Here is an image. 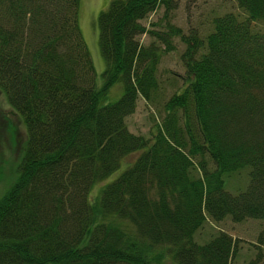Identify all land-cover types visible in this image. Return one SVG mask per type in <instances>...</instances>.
Wrapping results in <instances>:
<instances>
[{
	"label": "trees",
	"instance_id": "obj_1",
	"mask_svg": "<svg viewBox=\"0 0 264 264\" xmlns=\"http://www.w3.org/2000/svg\"><path fill=\"white\" fill-rule=\"evenodd\" d=\"M235 2L245 17H217L202 40L169 22L167 33L142 24L159 9L167 20L174 0H112L97 22L98 88L81 0H0V91L27 131L0 201V264H232L231 235L205 244L195 235L208 219L264 221V0ZM147 34L163 52L174 37L187 45L183 89L151 137L127 125L160 87L162 51L140 42ZM116 85L122 95L110 102ZM247 168L248 187L228 192L224 178Z\"/></svg>",
	"mask_w": 264,
	"mask_h": 264
},
{
	"label": "rangeland",
	"instance_id": "obj_2",
	"mask_svg": "<svg viewBox=\"0 0 264 264\" xmlns=\"http://www.w3.org/2000/svg\"><path fill=\"white\" fill-rule=\"evenodd\" d=\"M112 0H81L80 27L86 45L88 46L96 72V84L100 88L103 84V73L106 69L99 45L98 16L106 10ZM176 9L164 18V9L151 14L142 24L150 31L168 32L167 23L180 28L185 35L196 32L202 40L213 31V23L217 17L228 13L245 17L235 0H174ZM144 46H157L162 51V58L158 65L157 77L160 82L159 91L151 102L139 98L135 113L127 118L129 130L135 135L151 137V132L162 123L165 117V104L170 98L183 89L186 68L182 59L187 45L181 38L171 40L173 48L165 51L166 46L159 43L151 34L140 37ZM122 95L121 85H116L110 92L109 101H117ZM27 131L19 113L12 109L6 95L0 91V201L7 194L18 176V165L23 156ZM210 164V162H209ZM211 165V164H210ZM129 165L124 161L121 168L104 182L93 187L90 201L94 202L100 191L117 179ZM246 172L226 176L225 188L232 194L244 191L249 185ZM264 230V221L249 219L242 223H235L230 218L222 222L208 219L198 230L195 240L198 244L211 241L220 232L231 235L238 242L237 253L232 264H249L258 253H262L260 264H264V246L257 247L258 236Z\"/></svg>",
	"mask_w": 264,
	"mask_h": 264
}]
</instances>
